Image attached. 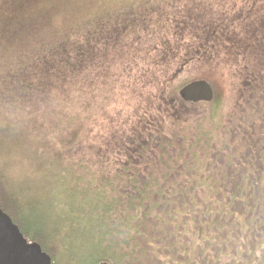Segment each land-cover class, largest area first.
Here are the masks:
<instances>
[{
    "label": "trees",
    "instance_id": "trees-1",
    "mask_svg": "<svg viewBox=\"0 0 264 264\" xmlns=\"http://www.w3.org/2000/svg\"><path fill=\"white\" fill-rule=\"evenodd\" d=\"M176 6L175 0H157L155 10L150 7L139 10L135 8L127 10L123 15L122 12L118 13L115 21H85L72 29L53 34H43L38 31L41 28L36 29L39 19H36L37 23H31L34 26L31 27L33 35L24 33L29 30L30 22L21 23L24 27L13 28L7 24L0 27L6 37L10 33L15 34L8 49L4 81L15 84L17 81L12 79L13 75L18 72H35L32 79L41 88L38 92L41 94V124L35 121L32 114H27L26 118L22 116L23 97L37 94L23 89L19 90L16 97V101H21L22 105L9 108L10 126L25 131L32 128V134L43 139V134L48 133V129L55 123L58 135L65 139L71 138L76 148L71 156L65 154L59 165L55 159L48 157L52 163L40 170V176L36 169H33L32 175L24 174L23 166L27 160L22 155L23 150L17 146L12 158L16 175L11 176V179L15 184L19 177L20 193L15 200L0 202V209L18 226L24 238L28 242L38 243L50 256L52 264H93L96 257L87 253L86 238H95L97 232H102L109 241L121 243L138 233L140 241L146 239L145 233L140 232L135 216L126 207L108 206L101 202L95 211L87 206L78 211L75 210V204L69 206L68 199L61 191L64 184L70 182L65 167L73 173L81 172L85 180L88 172L83 169L90 171L96 169L98 164L111 167L113 172L117 167L122 168L113 154H109L111 164L102 159L106 146L100 139V130L96 132L93 126L107 118L104 109L111 99L109 90L114 86L115 75L119 77L124 73L126 80L120 89L123 98L121 110L113 116L123 117L128 110L142 111L146 108L158 117L162 132H167L169 137H172L173 132L176 133L174 139L178 141V151L189 150L191 155L194 149L196 156L203 152V159L208 162L212 161L216 151L212 145L215 143L219 147V127L223 123V107L226 102L219 92L220 85L214 82V74L197 70L214 51V31L218 32L219 29L205 26L199 39H192V43L185 47L184 43L177 40L182 28H178V22L169 19ZM171 33L175 43L171 42ZM97 35L104 37L98 45L102 49L101 55L85 65L80 61V57L85 55L83 49ZM64 51L68 53L66 59L51 55L53 52ZM41 67L47 70L36 71ZM187 71L191 72V76H186ZM202 79L213 89L214 98L211 102L188 103L180 99L178 90L182 86ZM236 79L242 83L237 94H247L256 85L251 76L247 80L243 77ZM45 101L46 105L43 104ZM96 111H99V116H94ZM33 124L40 126L41 130L32 127ZM26 145L30 144L26 143L24 147ZM30 146L35 150V155L40 153V148L35 144ZM97 152L101 155L98 156ZM194 163L200 164L202 161L195 160ZM77 164L83 168L77 169ZM106 191L113 200L117 197L126 199L123 192L111 189ZM33 194H37L34 201H39L40 207H34L33 202H28ZM217 194V190L209 186L206 198L213 199L217 205V210L213 211L214 219L220 221L216 229L223 230L230 242L224 245L225 250L219 254L220 259L210 264H264V234L259 228L255 232L251 229L247 232L236 229L239 237L234 238V222H242V214L234 211L235 197L231 192L227 195L219 193L220 200L214 199ZM20 196L24 198L25 205L18 201ZM152 208L155 211L154 205ZM156 214L162 217L165 211L161 208ZM251 222L255 223L254 220ZM143 248L151 251L145 253ZM140 259L143 264H186L183 252L175 251L164 243L157 244L154 239H147L142 245Z\"/></svg>",
    "mask_w": 264,
    "mask_h": 264
},
{
    "label": "snow or ice",
    "instance_id": "snow-or-ice-1",
    "mask_svg": "<svg viewBox=\"0 0 264 264\" xmlns=\"http://www.w3.org/2000/svg\"><path fill=\"white\" fill-rule=\"evenodd\" d=\"M79 2L81 0H28L29 15L34 13L43 20V24L36 25V29H40L49 25L67 4ZM258 2L264 6V0ZM88 3L101 13L120 8L155 10L156 7V0H88ZM256 3L257 0H175L177 6L173 7L172 14L179 16L178 23L182 25L177 40L185 47L192 39H199L205 26L219 29L214 31V51L197 70L219 73L222 79L243 77L247 80L251 76L256 82L247 94L239 93V98L223 114L219 147L212 145L216 151L211 162L203 159V152L196 156L194 149L191 155L189 150L178 151L176 133L169 137L167 132H162L158 117L145 108L128 110L123 117L109 115L99 124V136L106 146L102 159L111 164L109 154H113L122 168L117 167L113 172L111 167L98 164L96 169H83L88 172L87 180L81 172L73 173L64 168L69 172L70 182H66L61 191L70 207L75 204V210L82 211L87 206L95 211L101 202L126 207L146 236L140 241L138 233L121 243L109 241L102 232H97L95 238H86L87 253L96 257L93 264H143L140 256L147 239L183 252L186 264H210L220 259L219 254L230 239L223 230L216 229L220 221L213 217L217 205L213 199L206 198L209 186L218 192L215 200H220L219 193L231 192L235 197L234 211L242 214V222H234V238L239 237L236 229L255 232L259 228L264 234V12L257 24L252 15ZM29 29L32 30L31 22ZM14 39V33L6 37L0 31V202L15 200L20 193L19 177L15 184L11 179L16 175L12 158L17 146L28 143L40 148V153L34 157L37 172L52 163L48 157L59 165L65 154L71 156L76 151L71 138L58 135L55 123L48 129L51 135L44 133L43 139L32 134V128L25 131L10 126L8 111L19 90L41 91L39 83L32 79L35 72H18L12 77L17 83H5L4 68ZM103 39V35H97L84 47L81 63L86 65L100 57L102 49L98 45ZM51 55L66 59L68 53ZM46 70L41 67L36 71ZM36 79L38 81L39 77ZM32 127L40 126L33 124ZM97 155L101 154L97 152ZM195 160L202 163L195 164ZM75 167L83 168L79 164ZM106 189L123 192L126 199L113 200ZM34 207H40V202L35 201ZM161 208L165 211L162 217L156 214ZM149 251L151 249L143 248V252Z\"/></svg>",
    "mask_w": 264,
    "mask_h": 264
},
{
    "label": "rangeland",
    "instance_id": "rangeland-1",
    "mask_svg": "<svg viewBox=\"0 0 264 264\" xmlns=\"http://www.w3.org/2000/svg\"><path fill=\"white\" fill-rule=\"evenodd\" d=\"M127 10H136V9L135 7H133L132 9L120 8L116 10H108L104 13H101V12L96 11L94 6L88 3V0H81V2L79 3L67 4L52 19L49 25H45L43 28H41V30H38V31L42 32L43 34H53V33H58L62 30H66L69 28L72 29V27H76L85 21L87 22L91 21L94 23L103 22V19L115 21L117 19L118 13L122 12L121 15H123L124 13L128 12ZM30 12H31V8L29 7L28 0H0V27H2L5 24L13 28L24 27L21 23L31 22L35 24L37 23L36 19H39L38 24H43L42 19H40L34 13L32 15H29ZM262 12H264V6H261L257 0L256 5L252 9V15L256 17L257 24H259L260 22V15ZM125 16H127V14H125ZM169 19H171L173 22L174 21L178 22L180 18L179 16H171ZM16 21H19L20 23ZM177 26L178 28H182V25L180 23H177ZM31 27H34V26L32 25ZM215 30H217V28ZM32 31L33 30L29 29L28 31H24V33H27V32L31 33ZM172 34L173 33H171V42H174V39L172 38ZM31 35H33V33H31ZM171 46H172V43H171ZM186 76H191V72L187 71ZM214 76H215L214 82L220 85L219 92L222 93V95L224 96L226 105H224L223 111L226 112L229 106L233 103V101L239 98V94H237V92L241 90L242 83L240 84L236 78L233 79L230 77L227 79L221 78L220 80L219 73L214 74ZM225 76H227V74H225ZM124 77H125V74L123 73L121 76L119 75V77H117L115 75V77L113 78L114 86H112L109 90V96L111 97V99L110 100L107 99L108 107L104 109L105 114H107L106 116L116 115L121 110L123 98H122L120 89H122L121 84L124 83L126 80ZM184 78L186 77H183V79ZM180 81L182 80L180 79ZM5 83L10 84V82L9 81L7 82V80L5 81ZM93 84H95V81H93ZM17 102L18 101H15L14 105H22V102L24 104V109H23V112L21 113L24 118L27 117V114H32L34 116L35 121H38L40 122L39 124H41V94L40 93L34 94L31 97H28V96L23 97L22 102L21 101H19L18 103ZM43 104L46 105L47 104L46 101L43 102ZM94 116H99V111H96ZM93 126L96 132H98L99 125L94 124ZM38 128L41 130V127H38ZM25 144L19 145V148H20L19 150L21 151L23 150L24 154L22 153V155L27 160L25 162V165L23 166L24 174L32 175L33 169H36V164L34 160L35 150L30 145H26V147H24ZM37 173L41 176V172H37ZM35 196H37V194H33L32 198L29 199L28 202L34 203ZM17 199L18 201L23 203L22 205H25L24 198L20 196Z\"/></svg>",
    "mask_w": 264,
    "mask_h": 264
},
{
    "label": "water",
    "instance_id": "water-1",
    "mask_svg": "<svg viewBox=\"0 0 264 264\" xmlns=\"http://www.w3.org/2000/svg\"><path fill=\"white\" fill-rule=\"evenodd\" d=\"M188 103L211 102L214 92L206 80H195L178 90ZM0 264H52L50 256L36 242H28L18 226L0 209Z\"/></svg>",
    "mask_w": 264,
    "mask_h": 264
}]
</instances>
